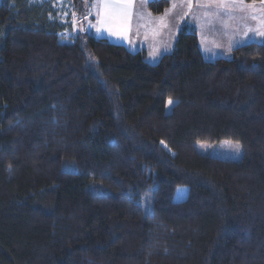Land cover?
Returning <instances> with one entry per match:
<instances>
[{"label":"trees","instance_id":"obj_1","mask_svg":"<svg viewBox=\"0 0 264 264\" xmlns=\"http://www.w3.org/2000/svg\"><path fill=\"white\" fill-rule=\"evenodd\" d=\"M82 1L0 0V264H264V28L206 60L183 25L152 64L62 34Z\"/></svg>","mask_w":264,"mask_h":264},{"label":"rangeland","instance_id":"obj_2","mask_svg":"<svg viewBox=\"0 0 264 264\" xmlns=\"http://www.w3.org/2000/svg\"><path fill=\"white\" fill-rule=\"evenodd\" d=\"M40 1V0H33ZM63 21L69 10L66 0H53ZM148 0H132L129 17L126 22L101 25L99 23L102 6L98 0L79 2L76 11H72V27L67 28L65 36L91 34L96 38H106L115 44H123L131 51L139 50L140 40L150 48L148 61L157 63L160 52H170L172 47L164 48L171 39H176L183 25L196 30L199 47L206 60L230 57L232 49L248 42H259L263 37L264 2L245 0H169V6L159 14L152 13L147 7ZM151 12H149V11ZM111 28V30H109ZM178 28V30H177ZM176 29V32H174ZM63 42L71 41L60 37ZM165 43V44H164ZM164 44V45H163ZM174 45V43H173ZM164 46V47H163ZM142 49V48H141ZM174 100L166 102V112L171 110ZM196 149L202 154H209L227 160H239L243 151L240 143L221 140L217 143L197 142ZM187 195V187L176 188L173 199L182 200Z\"/></svg>","mask_w":264,"mask_h":264},{"label":"snow or ice","instance_id":"obj_3","mask_svg":"<svg viewBox=\"0 0 264 264\" xmlns=\"http://www.w3.org/2000/svg\"><path fill=\"white\" fill-rule=\"evenodd\" d=\"M148 2L150 3L151 0H148ZM262 2H264V0H262ZM98 3L102 6V13H98L101 15L99 21L101 25L127 21L132 6V0H98ZM189 3H191V0H189ZM109 30H111V28ZM169 103L173 102L170 101Z\"/></svg>","mask_w":264,"mask_h":264},{"label":"crops","instance_id":"obj_4","mask_svg":"<svg viewBox=\"0 0 264 264\" xmlns=\"http://www.w3.org/2000/svg\"><path fill=\"white\" fill-rule=\"evenodd\" d=\"M149 11V10H148ZM150 12V11H149ZM151 13V12H150ZM263 28H264V26H263ZM177 30H178V28H177ZM176 32V29H174V32L173 33H175ZM145 41L144 40H140L139 39V42H135V45H136V43H139V47H138V49H141V48H143V49H145L146 51H147V59H148V57H149V51H150V48H149V46L147 45V44H145L144 43ZM173 43H174V38H172L171 39V41H170V43L166 46L165 45V47L164 48H162L161 46L162 45H159L158 46V48H160L161 50H166L168 47H173ZM198 43H199V38H198ZM165 44V43H164ZM163 44V45H164ZM172 49V48H171ZM161 53V56L163 55V54H165V53H167V52H160Z\"/></svg>","mask_w":264,"mask_h":264}]
</instances>
